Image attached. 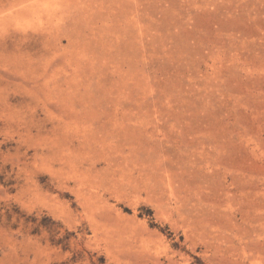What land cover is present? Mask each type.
I'll use <instances>...</instances> for the list:
<instances>
[{
	"label": "rangeland",
	"instance_id": "374dc122",
	"mask_svg": "<svg viewBox=\"0 0 264 264\" xmlns=\"http://www.w3.org/2000/svg\"><path fill=\"white\" fill-rule=\"evenodd\" d=\"M0 264H264V0H0Z\"/></svg>",
	"mask_w": 264,
	"mask_h": 264
}]
</instances>
